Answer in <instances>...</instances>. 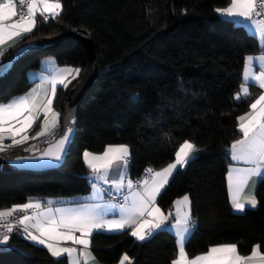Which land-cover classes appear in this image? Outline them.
Listing matches in <instances>:
<instances>
[{"label": "trees", "instance_id": "trees-1", "mask_svg": "<svg viewBox=\"0 0 264 264\" xmlns=\"http://www.w3.org/2000/svg\"><path fill=\"white\" fill-rule=\"evenodd\" d=\"M56 18L37 19L32 33L1 57L5 63L25 43L88 32L95 44L100 76L80 105L77 137L64 168L54 171L8 172L0 169V210L31 198L56 200L79 197L91 189L83 153H103L106 146L130 148L128 176L135 181L147 167L161 170L175 160L188 140L199 151L171 179L157 204L165 213L185 194L191 201L195 229L186 243L190 257L210 246L232 244L242 255L259 246L264 253V180L258 185L259 205L235 214L229 200V148L240 136L238 117L251 101H236L245 58L261 53L258 39L244 26L223 19L215 9L229 0H59ZM63 67L80 68V76L56 93L55 108L64 113L68 93L86 71L87 57L78 41L24 56L0 80V103L26 93L44 58ZM135 97V98H133ZM23 155L16 149L0 156ZM174 218H170L171 222ZM92 250L102 264H171L176 239L158 231L140 242L129 232H96ZM46 248L15 231L0 264H55ZM60 264H68L66 258Z\"/></svg>", "mask_w": 264, "mask_h": 264}, {"label": "snow or ice", "instance_id": "snow-or-ice-1", "mask_svg": "<svg viewBox=\"0 0 264 264\" xmlns=\"http://www.w3.org/2000/svg\"><path fill=\"white\" fill-rule=\"evenodd\" d=\"M24 6L25 0H0V46L8 41L14 42L15 38L32 32L37 22V15L48 20L50 17L59 16L62 10L59 0H27L26 11ZM215 11L232 22L245 23L248 26L255 25L253 35L259 34V46L264 50V20L253 19V16L264 15V0H259V2L258 0H229L227 6L218 7ZM0 55H3V51H0ZM245 61L244 83L240 86V92L235 95L237 100L241 99L242 95L249 94V81L264 89V70H261L259 75L251 71L257 63L264 68V51L260 56H247ZM11 66V61L0 63V76L5 75ZM80 72V68L59 69L57 76L51 81L52 97L47 98L46 104L38 102L37 89H33L24 96L13 97L7 102L0 103V142L6 136L11 138L13 144L27 141L30 138L28 130L37 122L41 112L43 113V124L36 136H43L50 130V127H55L59 117V113L52 108L56 85L60 84L67 88L72 82L67 77L71 76L74 80ZM73 73L75 75H72ZM250 109L249 112L237 118L239 132L243 134V138L231 144L230 157L232 161L243 162L251 166L240 168L230 165L227 172L231 204L233 209L239 212H244L246 205L251 208L257 206L254 195L255 182L252 181V177L264 179V94H260L250 104ZM49 114H51V121H49ZM72 131L69 128L68 134ZM68 134L57 142L59 151L52 155V159L57 161L61 159L60 153L65 149V144L69 139ZM18 136L20 139L16 138ZM3 150L0 148V151ZM198 151L195 144L185 140L175 152L174 162L168 163L159 171L151 167L146 168L147 178L138 179L135 183L131 179L125 183L130 163L128 159L130 151L127 145H108L99 155L85 151V161L97 178L105 184L110 182V187L122 196L123 203L110 206L111 209H118L120 218L106 219L102 211L103 206L100 204L82 205L75 209L56 208L53 210L48 208L44 212H34L30 216L27 214L28 210L40 209L41 204L29 201L0 210V220L5 221L0 227L6 229L0 235V246H5V248L8 246L10 234L14 231L15 225L10 218L16 213H23L16 217L15 224L23 227L28 239L47 248L51 256L57 258L55 264H60L62 258H67L68 264H88L91 257L90 238L94 232L120 231L133 225L131 236L140 241L146 240L158 231H168L174 236L178 256L171 261V264H264V253L259 250V246L253 247L250 255H241L235 243L210 246L204 253L190 257L185 251V245L191 237L195 222L191 216L189 195L185 194L174 202L176 209L174 214L169 212L166 215L157 205V197L168 184L169 178L178 170V166L184 167ZM45 155H49V152ZM250 183L252 184L250 195L244 197L245 188ZM92 186L97 187L95 184ZM125 188L127 189L126 194L124 193ZM173 215L175 223H170L169 217ZM30 229L35 231H30ZM68 242L82 247L77 249L74 246H66ZM128 260L129 257L125 254L119 264H125Z\"/></svg>", "mask_w": 264, "mask_h": 264}, {"label": "crops", "instance_id": "crops-1", "mask_svg": "<svg viewBox=\"0 0 264 264\" xmlns=\"http://www.w3.org/2000/svg\"><path fill=\"white\" fill-rule=\"evenodd\" d=\"M221 17L224 19L223 16H221ZM38 18H42V17L39 16V15H37L36 20ZM253 19L256 20V16H253ZM37 22H36V25H37ZM234 23L244 26V28L247 30V32L249 34L251 33L253 35V29L255 28V25L248 26V24H245V23H237V22H234ZM36 25L33 28L32 32L36 28ZM32 32H30V33H32ZM30 33H25L21 37L15 38L14 42L13 41L6 42L4 45L0 46V51H3V55H4L6 52L10 51L12 49V47H14L16 44L20 43L24 39V37H26ZM254 37H256L258 39V43H259V34L257 33ZM9 44H11V47H9ZM261 54H262V52L261 53H258V54H253L251 56L256 57V56H260ZM3 55H0V60H1V57ZM245 63H246V61H245ZM65 67H67V66H63V67L59 66L55 58H52V57H50V58H44L43 61H42V63H41V67L37 71H30L28 73V78L30 79V81H33L34 83L32 84L31 88H29V90L26 91V93H24L23 95H20V96H24L25 94L30 93L33 89H37V92H38V97H37L38 102H40L42 104H46L47 98H51L52 97V93H51V86H52L51 85V81H52L53 77L57 76V73H58V70L59 69L65 68ZM244 70H245V66H244V68L242 70V75H241L242 76V83H244ZM261 70H264V68H262V66H261L260 63H257L251 69V71L253 73H255L256 75H259L260 72H261ZM72 75H75V73H73ZM79 76H80V74L76 77V79ZM67 79L68 80H71L72 82H74L76 80V79L72 80V77L71 76H68ZM72 82L68 85V87H70L72 85ZM66 83H67V80H66ZM248 87H249V94L247 96H243L242 95L241 99H239V100L236 99V101L240 102L241 100H248V101H251V103H253L258 98V96L260 94H264V89H261L258 86V84H254L253 85L251 83V81H249ZM60 88L67 89V88L63 87L62 85L57 84L56 85V93H57V91ZM239 92H240V90H239ZM56 93H55V98L53 99V104H52L53 110L55 112L59 113L58 122H57L56 126L55 127H50V130L48 132H46L43 136H36V133L39 132V131H41V127H42V124H43V113L41 112L40 117L37 120V122L33 125V127L31 129L28 130V136L30 138L27 141H25V142H23L21 144H13L11 138H7V136H6V138L2 142H0V148H3L4 149L3 151H0V156H2L4 153H9V152L14 151L16 149H22V147H24L25 145H27L29 142L41 140L42 138L50 139L51 142H53V140L59 135V133H60V131L62 129V121H61L62 120V113H61V111L59 109L55 108V106H54V102H55V99H56ZM20 96H18V97H20ZM250 110L251 109L249 108V110L247 112H249ZM242 115H244V114H242ZM49 121H51V114H49ZM237 126H238V131H239V121H238V125ZM239 134H240V136H239L238 139H242L243 138V134L241 132H239ZM31 137H36V138L33 139ZM16 138L17 139H20L19 136L16 137ZM116 145H118V144H116ZM129 151H130V148H129ZM228 152H229V158H230V165L235 166V167H240V168L250 167L251 166V165H246L243 162H239L238 163V162L232 161L231 160V157H230V148H229V151ZM91 153H93V152H91ZM93 154H96V153H93ZM100 154H102V153H100ZM96 155H99V154H96ZM82 158L84 160V163H85L86 167L89 170H91V175L88 178V181L91 184L90 191L87 194L81 195L79 197L68 198V200L67 199L66 200L65 199H56V200H46V199H43V200H41V199H38V198H31V200H29V201H31L33 203L39 202L41 204V208L40 209H30V210H28V213H27L28 215L31 216V215H33L34 212H44L48 208H52L53 210H55L56 208H71V209H75V208H79L82 205H95V204H100V205L103 206L102 211L104 212L106 219H119L120 218V214H119L118 209H111V207H110L111 205H114V204H117V203H115L112 200H108L107 197L104 195L103 191L101 190V188L97 184H102L104 186H107V188L113 194H118V193L116 192V190L114 188H111L110 187V182H109V184H105L103 181H101V180H99L97 178V175L95 173H93V170L86 163L85 158H84V153H83V157ZM128 159L130 161L131 160V156H129ZM129 165H130V163H129ZM185 167H186V165L184 167H182V168H180L178 166V170L173 173L172 177L178 171H180V169H184ZM157 171H159V170H157ZM128 172H129V166H128V170H127V176H126L125 183L129 179ZM172 177L169 178L168 184L172 180L171 179ZM226 177H227V175H226ZM111 178L112 177H111V174H110V180H111ZM263 180L264 179H260L258 177H252V181L255 182V187H254V195H255V198H256V193H257V189H258L257 187L260 184V182H262ZM133 182L135 183L136 180L133 181ZM93 184H95L97 187L96 188H93V186H92ZM168 184L164 187V189L161 190L160 195L157 197L156 203H157L159 197L161 196V194L163 193V191L168 187ZM227 189H228V193H229V200L231 202V199H230V190H229V187H228V182H227ZM251 189H252V184L250 183L249 186H247L245 188V191L243 193V196L244 197H248L250 195V190ZM124 190L127 193V189L125 188ZM101 197H103V198L101 199ZM256 200H257V198H256ZM45 202L48 203V207H46V208L43 206V204ZM258 205H259V201L257 200V206ZM257 206L255 208H257ZM255 208H251V207H249V206L246 205V209H255ZM232 209H233V207H232ZM161 210H162V208H161ZM175 211H176V209H175V206H174V209H173L172 213L174 214ZM233 212L235 214H243L245 211L244 212H239V211H236V210L233 209ZM16 214L17 215H19V214H22L23 215V213H16ZM165 214L167 215L168 213H165ZM172 217L174 218V215L169 217V221H170V218H172ZM170 223H175V219H173ZM132 227H134V225ZM132 227H126L125 229L120 230V231H105V230H101V231H97V232H102V233H106V234L107 233H109V234H120L122 232H129L130 235H131ZM194 229H193V231H194ZM30 231H33L34 232L35 230L34 229H30ZM193 231H192V233H193ZM18 232H20L23 237H25L26 239H28L27 238V234L23 231V227L20 228ZM95 233L96 232H94V234L92 235V237L95 235ZM77 235H79V233H77ZM91 238H90V240H91ZM28 240L30 242H33L34 244L40 246V247L45 248L43 245H40V244H38V243L30 240V239H28ZM137 241H140V240H137ZM140 242H142V241H140ZM66 246H74L77 249H80L82 247V246H79V245H72L71 242H68V244ZM4 248H5V246H0V249H4ZM6 248H7V246H6ZM89 250L91 252V257L89 258L88 264H102L95 257L94 252L92 250L91 243H90V249ZM185 251H186V245H185ZM177 256H178V249H177ZM92 257H94V259ZM55 259H57V258H55ZM81 259L83 260V258H81ZM130 263H131L130 258H129L128 261H125V264H130Z\"/></svg>", "mask_w": 264, "mask_h": 264}, {"label": "water", "instance_id": "water-1", "mask_svg": "<svg viewBox=\"0 0 264 264\" xmlns=\"http://www.w3.org/2000/svg\"><path fill=\"white\" fill-rule=\"evenodd\" d=\"M74 40L80 42L85 48L87 67L76 87L72 89L67 95L68 98L64 103V113L61 120L62 129L59 135L53 140V142L46 145L45 148L38 153L9 156L0 160L1 170L8 172L30 171L42 173L64 168L67 161V155L77 137L79 121L78 113L80 110L79 107L95 83L94 81L100 76V72L97 67L96 48L91 35L84 31H74L65 35H61V37L58 38L38 39L34 42L25 43L24 45L20 46V48L15 50L12 55H10L5 63L11 61L12 66L5 75L0 76L1 80L10 74L15 64L28 54L45 51L51 47L61 45L64 42ZM69 128L73 130L70 134H68ZM65 134L69 135V139L65 144L64 151L60 153L61 159L58 161L54 160L52 159V155L59 151L57 142ZM46 152H49V155H45Z\"/></svg>", "mask_w": 264, "mask_h": 264}, {"label": "built area", "instance_id": "built-area-1", "mask_svg": "<svg viewBox=\"0 0 264 264\" xmlns=\"http://www.w3.org/2000/svg\"><path fill=\"white\" fill-rule=\"evenodd\" d=\"M26 3H27V0H25V6H24V10L25 11H26ZM17 6H18V8L21 7L19 4ZM256 20H264V15H262V16H256ZM49 143H51V140L50 139H47V138H42L41 140L29 142L27 145H25L24 147H22L23 155H29V154L38 153L42 149H44L45 146L48 145ZM147 168H149V167H147ZM151 168L154 169L155 171H157L156 168H153V167H151ZM143 178H147V174L145 173V171L143 172V175L141 176L140 179H143ZM97 185L101 188V190L103 191L104 195L107 197L108 200H112V201H114L117 204L123 203L122 196L119 193L118 194H113L107 188V186H104L102 184H97ZM109 192H111V195H109ZM124 193L126 194V191L125 190H124ZM43 206L45 208L48 207V203L45 202L43 204ZM21 215L22 214H19V215L16 214L14 217L10 218L11 222L15 225L13 232L19 231V229L22 228V226L15 224L16 217H19ZM4 223H5V221L0 220V225H2ZM5 231H6V229H4L3 227H0V235H2Z\"/></svg>", "mask_w": 264, "mask_h": 264}]
</instances>
